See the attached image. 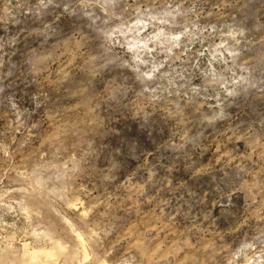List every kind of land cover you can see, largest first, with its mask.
<instances>
[{"label":"rangeland","instance_id":"obj_1","mask_svg":"<svg viewBox=\"0 0 264 264\" xmlns=\"http://www.w3.org/2000/svg\"><path fill=\"white\" fill-rule=\"evenodd\" d=\"M260 145L264 0H0V237L51 192L75 242L32 227L74 261L127 259V228L142 264H264Z\"/></svg>","mask_w":264,"mask_h":264},{"label":"clouds","instance_id":"obj_2","mask_svg":"<svg viewBox=\"0 0 264 264\" xmlns=\"http://www.w3.org/2000/svg\"><path fill=\"white\" fill-rule=\"evenodd\" d=\"M259 148L261 171L264 172V145H260ZM253 151L255 152L256 149L254 148ZM23 179L26 184L24 192L28 193L29 191H33V184L27 182V177ZM242 189L247 191L254 210L264 212V182L258 180L253 175L242 185ZM65 191L67 192L68 190L65 189ZM53 195V193L49 192L42 196L40 206L36 212L30 215H26L23 212L20 213L27 227L20 232H13L10 235L5 234L0 237V264H35L37 256H39V264H86L82 259L74 261V258L71 256L70 244L64 243L58 246L55 240L47 236L46 230L37 232L36 228L32 227L33 216L43 220L44 224H47L48 227L63 225L66 229L68 239L75 242V233L68 226L64 216H61L59 213H54L53 223L48 224V221L44 220V217L41 215L42 212H47L49 204H55L61 207L64 212H80L79 208L72 207L71 200L63 197L55 200L50 199ZM84 219L88 218L85 217ZM11 227L15 226L12 225ZM36 227H42V225L37 224ZM37 237L40 239L37 240ZM123 237L124 239L118 242L124 243L125 239L127 240L126 247L121 253V256L127 257V259H118L114 261V264H142L143 258L147 255L143 240L138 239L135 235L129 236V229L127 228L123 231ZM203 250L208 252L211 250V246L206 244ZM155 255L156 253L153 252L147 258L151 259Z\"/></svg>","mask_w":264,"mask_h":264},{"label":"bare ground","instance_id":"obj_3","mask_svg":"<svg viewBox=\"0 0 264 264\" xmlns=\"http://www.w3.org/2000/svg\"><path fill=\"white\" fill-rule=\"evenodd\" d=\"M36 251H39V250H36ZM38 261H39V256H37L35 259V262H38Z\"/></svg>","mask_w":264,"mask_h":264}]
</instances>
